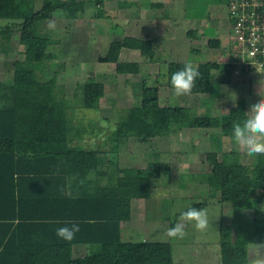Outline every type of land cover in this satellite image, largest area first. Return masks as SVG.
<instances>
[{"label": "trees", "instance_id": "trees-1", "mask_svg": "<svg viewBox=\"0 0 264 264\" xmlns=\"http://www.w3.org/2000/svg\"><path fill=\"white\" fill-rule=\"evenodd\" d=\"M87 2L95 6V16L104 15L102 0ZM36 3L0 0V18L8 20L0 29L1 49L7 51L15 31L24 46L23 57L11 62V79L0 90V264H174L169 241L121 240V223L130 220L131 200L151 196L165 164L150 160L144 168L123 166L114 151L131 137L145 142L184 127H215L219 130L213 137L226 135L234 139L233 124L245 118L238 111L244 99L222 115H212L207 100L206 111L191 116L182 105H161L158 87L142 81L134 102L116 112V130L109 136L111 149L84 148L70 142L66 128L72 125L66 115L65 98L58 95L62 90H56L58 72L43 74L47 67L44 57L52 39L48 34H39L37 26L52 19L57 10L65 18H76L86 6L83 0ZM194 30L187 29L185 34L196 38ZM220 44L218 38L207 39V46L212 48ZM124 48L138 51L144 61L157 60L150 38L128 34L112 40L106 54L98 59L113 62L116 73L137 74L140 61L121 59ZM166 63V85L173 88L171 74L188 61ZM236 65L235 57L198 62L201 77L191 93L218 96L220 84L231 82ZM103 94V83L89 77L79 96L73 95L74 104L93 108ZM217 153L209 150L201 160L208 166V182L214 184L211 194L218 192V199L230 202L237 211L252 209L257 213L253 228L239 231L234 237L239 245L232 246L228 226L220 227V264H251L249 244H264V219L258 216L259 204H264V156L244 163L235 151L222 150L220 158ZM15 173L19 176L16 180ZM179 179H186L183 173ZM204 206L202 202L192 205L197 209ZM72 223L80 227L73 240L56 235L57 228ZM236 227L241 230V224ZM81 244L87 246L86 253L73 256L72 247Z\"/></svg>", "mask_w": 264, "mask_h": 264}, {"label": "rangeland", "instance_id": "rangeland-1", "mask_svg": "<svg viewBox=\"0 0 264 264\" xmlns=\"http://www.w3.org/2000/svg\"><path fill=\"white\" fill-rule=\"evenodd\" d=\"M41 1L36 0V4L39 5ZM83 1L85 11L76 18H65L57 10L52 19L37 26L39 34H48L52 39L44 57L47 67L43 74L48 76L54 70L58 72L56 90H62L58 95H64L66 115L72 128L81 130L84 126L86 129L84 124L90 121L91 125H99V130H93L97 131L92 133L95 137H90L104 149L112 148L113 142L109 136L111 129L115 128L117 110L134 102L136 92L140 91L137 86L142 81L146 85L158 87L161 105H182L191 116L204 113L207 100H210L208 108L212 115L227 114L229 108L240 99H244V104L238 111L246 116L250 105L260 99L257 93L264 95V69H253L237 61L231 82L220 84L219 95L213 98L208 93L178 97L174 89L166 85L168 61H188L196 66L200 61L229 59L226 56L229 52L226 0H102V16H95V6L87 0ZM161 2L164 8L151 4L159 5ZM154 13H158V16L154 17ZM181 18H185L186 23L179 24ZM7 21L0 18V29ZM49 24H54V27L50 28ZM200 24L205 26L206 33L202 32ZM192 27L196 28L197 33H203L201 40L191 39L185 34V30ZM125 34L145 38L149 36L154 41L156 61L141 63L143 57L138 51L121 50V59L140 61L137 74L116 73L114 63L98 59L106 54L112 40H119ZM213 36H218L222 41L217 48L207 46V39L216 38ZM23 47L17 31L13 32L6 52L1 49L0 42V90L11 79V62L23 57ZM89 77L103 83L104 94L93 108L79 106L77 102L75 105L73 95L79 96L83 82ZM218 130L213 127L181 128L179 133L152 137L148 142L131 137L118 146L114 153L120 165L144 168L150 160L165 164L162 177L155 180L151 196L131 200L130 220L121 223V240L169 241L174 264H220L221 226H228L232 246L240 244L234 237L239 231L246 232L253 228L257 213L252 209L237 211L230 202H221L218 192L212 195L210 187L214 184L208 182V166L201 160L209 150L218 151V158L222 150L235 151L240 154V161L246 163H253L256 157H248L244 149L229 136L213 137ZM87 131H91L90 127L83 130L84 133ZM179 173H183L186 179H179ZM194 202L205 203L202 209L208 215L207 228L197 230L195 222H190L186 225L183 238L169 237L167 230L173 226V221L174 225L180 222V212L192 207ZM259 206L258 216L264 219V204ZM237 223L241 224V230L236 227ZM75 251L72 250L73 256L80 255ZM248 252L251 261L258 257L264 258V244H249Z\"/></svg>", "mask_w": 264, "mask_h": 264}, {"label": "clouds", "instance_id": "clouds-1", "mask_svg": "<svg viewBox=\"0 0 264 264\" xmlns=\"http://www.w3.org/2000/svg\"><path fill=\"white\" fill-rule=\"evenodd\" d=\"M49 27H54V24H49ZM200 77L201 72L198 66H193L191 62L185 63L181 69L171 74L170 83L174 94L178 97L191 94ZM257 94L260 99L250 105L243 121L235 122L232 129L235 142L244 149L248 157L264 156V95L259 92ZM111 130L114 132L116 129L113 127ZM180 216V222L167 230V235L171 238H183L186 235V225L190 222H195L194 227L201 231L206 229L209 223L207 212L204 209L190 207ZM79 231V225L72 223L71 226L57 228L56 235L63 240L71 241ZM251 264H264V258L258 257L252 260Z\"/></svg>", "mask_w": 264, "mask_h": 264}, {"label": "built area", "instance_id": "built-area-1", "mask_svg": "<svg viewBox=\"0 0 264 264\" xmlns=\"http://www.w3.org/2000/svg\"><path fill=\"white\" fill-rule=\"evenodd\" d=\"M229 20L226 56L253 69H264V0H226Z\"/></svg>", "mask_w": 264, "mask_h": 264}, {"label": "crops", "instance_id": "crops-1", "mask_svg": "<svg viewBox=\"0 0 264 264\" xmlns=\"http://www.w3.org/2000/svg\"><path fill=\"white\" fill-rule=\"evenodd\" d=\"M164 6V4H163V2H161V5H159V7L161 8V7H163ZM164 8V7H163ZM152 15V14H151ZM154 15V17H156V16H158V13H154L153 14ZM163 16V15H162ZM185 18H181V19H179L178 21H179V24H183V23H186V21L184 20ZM200 23H202L201 21H200ZM201 25V28H202V32L203 33H206V31L204 30L205 29V26H203L202 24H200ZM188 29H193V27L192 28H188ZM195 30V34L198 36V37H196V38H194V37H191V39L193 38V39H195V40H197V41H199V40H201V38H202V36H203V33H197V31H196V28H194ZM187 30H185V32H186ZM213 37H216V38H218L219 40H220V43L222 44V41H221V39L218 37V36H213ZM146 38H150L149 36L148 37H146ZM212 38V37H211ZM151 39V38H150ZM163 40L165 41V39H164V37H163ZM166 41H169V42H171V40H166ZM154 42V41H153ZM172 43V42H171ZM125 49H127V48H125ZM130 50H132V49H130ZM142 62H144V63H146L144 60H141V63ZM149 63V62H148ZM150 64V63H149ZM66 109H67V107H66ZM67 111V110H66ZM100 117V116H99ZM101 121H102V119H101ZM87 124V125H86ZM86 124H84V125H86V129L88 128V127H90V130L91 131H87V133H84L83 132V130H86L85 128H84V126H83V128L81 129V130H78V129H76V128H72V127H70V129L69 130H67V128H66V136L68 137V140L70 141V142H73V143H78V144H80L82 147H84V148H100V149H104L103 147H101V145H99L100 143H97V142H94L93 141V138L92 137H90V136H93V137H95L92 133H96V132H93V130H96V129H98L99 130V125H91V121L89 122V123H86ZM213 128H215V127H213ZM183 129H190V127H184V128H182V130ZM180 130V129H179ZM179 130L177 131V133H179ZM86 132V131H85ZM87 134H89V137L87 136ZM173 134H175V133H173ZM149 140H147V141H145V142H148ZM244 163H246V162H244ZM13 177H15V180L19 177V176H17L16 175V173H15V175L13 176ZM9 183V182H8ZM18 190L16 189V192H17ZM16 196H18V194L16 193ZM261 207V206H260ZM74 250L76 249V251H75V253L76 254H80V255H82V254H85L86 253V248H87V246L85 245V244H81V245H74L73 247H72ZM249 263H251V257H249Z\"/></svg>", "mask_w": 264, "mask_h": 264}]
</instances>
